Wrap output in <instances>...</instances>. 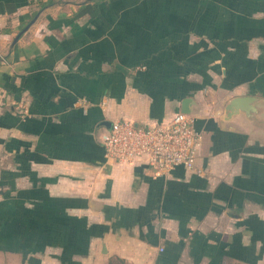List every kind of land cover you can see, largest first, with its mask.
<instances>
[{"label": "crops", "instance_id": "obj_1", "mask_svg": "<svg viewBox=\"0 0 264 264\" xmlns=\"http://www.w3.org/2000/svg\"><path fill=\"white\" fill-rule=\"evenodd\" d=\"M179 112L200 174L106 160ZM113 257L264 264V0H0V264Z\"/></svg>", "mask_w": 264, "mask_h": 264}, {"label": "built area", "instance_id": "obj_2", "mask_svg": "<svg viewBox=\"0 0 264 264\" xmlns=\"http://www.w3.org/2000/svg\"><path fill=\"white\" fill-rule=\"evenodd\" d=\"M202 142L195 120L179 112L169 122L154 126L114 122L103 144L107 161L128 165L141 161L160 176L178 167L200 174L196 163Z\"/></svg>", "mask_w": 264, "mask_h": 264}, {"label": "water", "instance_id": "obj_3", "mask_svg": "<svg viewBox=\"0 0 264 264\" xmlns=\"http://www.w3.org/2000/svg\"><path fill=\"white\" fill-rule=\"evenodd\" d=\"M18 38L16 39V41ZM255 103H258V100L255 98H237L229 102L226 107V113L228 116L237 114L238 112L245 113L246 110H253ZM245 110V111H240ZM112 126V125H111ZM111 129V128H110Z\"/></svg>", "mask_w": 264, "mask_h": 264}, {"label": "trees", "instance_id": "obj_4", "mask_svg": "<svg viewBox=\"0 0 264 264\" xmlns=\"http://www.w3.org/2000/svg\"><path fill=\"white\" fill-rule=\"evenodd\" d=\"M107 264H129L126 260L121 259L119 257L111 258Z\"/></svg>", "mask_w": 264, "mask_h": 264}]
</instances>
